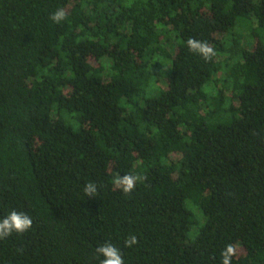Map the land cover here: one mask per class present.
Listing matches in <instances>:
<instances>
[{
    "label": "trees",
    "instance_id": "1",
    "mask_svg": "<svg viewBox=\"0 0 264 264\" xmlns=\"http://www.w3.org/2000/svg\"><path fill=\"white\" fill-rule=\"evenodd\" d=\"M12 210L33 226L0 240V264H100L105 243L124 264H222L228 244L264 264V0H0Z\"/></svg>",
    "mask_w": 264,
    "mask_h": 264
},
{
    "label": "clouds",
    "instance_id": "2",
    "mask_svg": "<svg viewBox=\"0 0 264 264\" xmlns=\"http://www.w3.org/2000/svg\"><path fill=\"white\" fill-rule=\"evenodd\" d=\"M66 18V11L58 9L53 13L50 19L55 23H60ZM186 44L190 51L200 55L204 60L209 61L215 55V49L207 42L189 38ZM141 177L129 174L119 176L117 175L113 181L114 186L122 191L123 194L129 195L135 189L137 182ZM84 192L89 197H94L97 192V186L94 182H89ZM33 226L32 218L25 212H17L15 210L0 219V240L10 237L13 233L24 234L29 231ZM138 243L135 235H130L125 241L126 247H132ZM98 257H103L100 264H124L121 251L110 243H105L96 248ZM237 255V247L234 244H228L221 253L222 264H232L233 258Z\"/></svg>",
    "mask_w": 264,
    "mask_h": 264
},
{
    "label": "rangeland",
    "instance_id": "3",
    "mask_svg": "<svg viewBox=\"0 0 264 264\" xmlns=\"http://www.w3.org/2000/svg\"><path fill=\"white\" fill-rule=\"evenodd\" d=\"M246 43V45H247V42H245ZM248 46V45H247ZM190 204H191V202L190 201H187L186 202V206H187V208H189L190 209Z\"/></svg>",
    "mask_w": 264,
    "mask_h": 264
}]
</instances>
